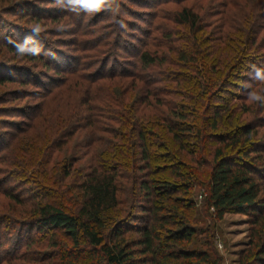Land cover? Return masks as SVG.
<instances>
[{"label":"trees","instance_id":"1","mask_svg":"<svg viewBox=\"0 0 264 264\" xmlns=\"http://www.w3.org/2000/svg\"><path fill=\"white\" fill-rule=\"evenodd\" d=\"M217 4L164 30L159 11L148 30L80 12L64 32L55 18L77 13L55 0H0L20 12L0 32V264H224L228 215L250 228L237 264H264V105L247 99L264 87V0ZM26 37L54 55L18 57L8 39Z\"/></svg>","mask_w":264,"mask_h":264},{"label":"rangeland","instance_id":"2","mask_svg":"<svg viewBox=\"0 0 264 264\" xmlns=\"http://www.w3.org/2000/svg\"><path fill=\"white\" fill-rule=\"evenodd\" d=\"M163 1L165 2L161 6L164 9L162 8L160 10V8H158L157 6L160 2L155 3L154 6L147 7L145 6L146 4L141 2V0H119L120 12L118 15H113L111 11H102L98 14L90 16L82 13L86 18V23L84 25H87L88 27L89 22L90 25H96L94 27H103L104 25L108 24L107 19L116 20L117 18H121L133 23H138L140 28H142L143 30H148V24L154 20L156 14L159 11V14H162V16L165 18L163 19L164 30L166 27L173 25L171 19H173L174 13L181 8H192L195 12H198L201 15H203L204 13L211 14L213 11L218 10L216 7V5H218L217 0H172L171 2H166L168 0ZM82 14L79 13L71 15L73 21L72 22L70 18H66L63 16V13H60L57 18H55V21L60 22L64 26V32H73L77 26L78 16H82ZM19 17L20 12L9 14L6 16L0 15V32H5V28H9L11 24L16 22V19ZM6 21L9 22L7 23V25ZM127 27L130 33L133 32L134 27L132 28L131 26L130 28L128 25ZM105 29L106 28L104 27V29L102 30L106 31ZM177 29L181 31L180 33L185 34V32L180 28ZM51 39L61 41L62 46L59 45V47H61L60 49H62V51H64V53L66 54L71 53L73 46L72 41L74 40L73 36L60 34L58 36H55V38L52 36ZM38 101L39 100L36 98H31L28 101L25 100L24 103L28 102L34 105L38 103ZM13 119L18 120L19 118L16 115ZM1 126H5V124H0V127ZM18 182V179H13L11 181L10 187L12 188V192L18 193V191L20 190L19 188L15 187ZM194 199L197 203V211H201L198 212L197 218L202 219L204 218L203 211H205V191L199 186L194 188ZM218 227L220 228V230L218 231L219 240L217 238V247L218 251H220L225 259L224 264H237L239 260V254L248 242V233L250 231V228L247 224V217L244 215H228L225 222L218 224Z\"/></svg>","mask_w":264,"mask_h":264},{"label":"clouds","instance_id":"3","mask_svg":"<svg viewBox=\"0 0 264 264\" xmlns=\"http://www.w3.org/2000/svg\"><path fill=\"white\" fill-rule=\"evenodd\" d=\"M55 5L62 9L70 12L79 14L83 12L88 15H95L102 11H111L113 15H118L120 12L119 0H55ZM117 23L121 28H127V25L122 21L118 20ZM63 25H60V30L63 29ZM47 30V25L43 22H36L31 25V32L33 36L40 35ZM8 43L12 44L15 48L18 57H39L40 55H54L50 51L45 52L42 46L33 45L32 37H26L22 42L13 41L11 38L8 39ZM254 68L253 78L260 84L264 85V69ZM247 99L249 103H256L264 105V87L253 89L248 92Z\"/></svg>","mask_w":264,"mask_h":264}]
</instances>
